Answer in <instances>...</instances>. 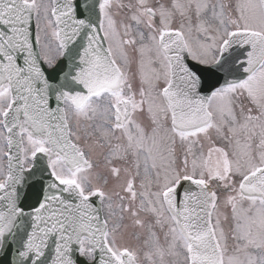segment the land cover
Here are the masks:
<instances>
[{"label":"snow or ice","instance_id":"snow-or-ice-1","mask_svg":"<svg viewBox=\"0 0 264 264\" xmlns=\"http://www.w3.org/2000/svg\"><path fill=\"white\" fill-rule=\"evenodd\" d=\"M0 264H264V0H0Z\"/></svg>","mask_w":264,"mask_h":264}]
</instances>
